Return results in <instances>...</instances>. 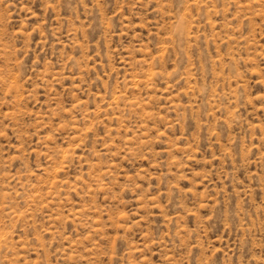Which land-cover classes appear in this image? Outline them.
<instances>
[{"label": "rangeland", "instance_id": "obj_1", "mask_svg": "<svg viewBox=\"0 0 264 264\" xmlns=\"http://www.w3.org/2000/svg\"><path fill=\"white\" fill-rule=\"evenodd\" d=\"M0 264H264V0H0Z\"/></svg>", "mask_w": 264, "mask_h": 264}]
</instances>
